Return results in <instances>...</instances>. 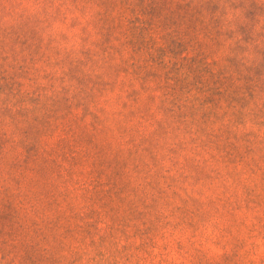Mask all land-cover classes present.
<instances>
[{"label":"rangeland","instance_id":"rangeland-1","mask_svg":"<svg viewBox=\"0 0 264 264\" xmlns=\"http://www.w3.org/2000/svg\"><path fill=\"white\" fill-rule=\"evenodd\" d=\"M0 264H264V0H0Z\"/></svg>","mask_w":264,"mask_h":264}]
</instances>
